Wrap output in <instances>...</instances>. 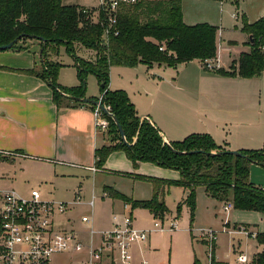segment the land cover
Wrapping results in <instances>:
<instances>
[{"label": "trees", "instance_id": "1", "mask_svg": "<svg viewBox=\"0 0 264 264\" xmlns=\"http://www.w3.org/2000/svg\"><path fill=\"white\" fill-rule=\"evenodd\" d=\"M103 24V18L95 23L90 14H83L79 7L64 5L62 0H0V45L8 44L20 35L28 37L19 38L9 50L24 51L26 48L19 45L24 40L38 43L39 69L23 72L49 85L52 102L58 109L89 107L94 110L96 106L72 98L88 99L84 96L86 75L91 73L96 77L101 96L88 100L100 101L102 106L110 107L112 116L118 121L129 144L127 146L122 142L117 126L102 112L108 120L106 134L109 145L94 151L96 168H102L113 151L121 150L133 167L142 162L179 172L177 181L139 176L153 185L151 200L132 201L104 188L107 196L121 199L130 205L131 210L146 209L156 219H163L168 209L162 198V187L180 186L188 190L184 202L193 216L196 188L202 186L212 199L227 202L230 197L229 202L234 210L256 212L264 216V190L249 181L251 164L264 167V143L258 150L238 151L246 159L217 154L227 150L216 145L208 134H190L181 141L169 142V147L164 144L157 127L140 120L124 91H111L108 88L109 69L112 66L135 68L142 64L146 67L165 65L175 68L193 60H199L202 64L216 60L218 28L208 24L185 25L182 20V0H142L134 6H124L119 10L109 35L104 34ZM242 30L250 36V52L240 54L228 72L219 68H213L211 72L244 79L263 74L264 21L252 25L244 23ZM38 37L43 41L38 40ZM60 46L75 61L78 86L71 89L57 84L61 65L50 60V55L57 54ZM80 49L89 51L92 57L89 60L78 57ZM173 150L198 153L183 155ZM179 208L178 205L177 215ZM255 239L263 248L250 264H264V233H258ZM193 264L200 263L195 259ZM210 264L227 263L216 261L213 253Z\"/></svg>", "mask_w": 264, "mask_h": 264}, {"label": "rangeland", "instance_id": "2", "mask_svg": "<svg viewBox=\"0 0 264 264\" xmlns=\"http://www.w3.org/2000/svg\"><path fill=\"white\" fill-rule=\"evenodd\" d=\"M62 3L86 9H93L97 6L96 0H62ZM182 7L185 22L191 24L184 23L185 25L208 24L218 28L216 58L220 64L219 69L225 72L230 70L232 62L238 60L240 54L250 52V36L242 30L244 23L252 25L260 20L264 21V0H183ZM19 45L26 48L21 51L25 53V58L30 57L32 60L34 58L35 66L33 68L36 70V66L40 65L38 43L34 40H24ZM57 51V54L50 55V60L61 65L56 79L57 84L65 89L78 86L74 58L65 52L63 46H60ZM77 55L85 60L92 57L91 53L85 49L78 50ZM206 63L213 66L210 61L202 64L199 60H193L175 68L162 65L153 70H146L141 65L137 69L113 66L110 69L108 88L111 91H124L138 117H156L162 113L161 111L167 103L173 102V97H175L178 101L198 104L200 108H204L203 111H200L204 118L205 114L209 112V109L205 108L208 104L204 98L205 94L214 89L213 86L219 83L218 79L229 77L211 72ZM261 76L264 77V72ZM253 83H256L257 87L253 89L255 96L248 106L249 118L260 122L259 133L264 137V81ZM225 88L227 87L222 89L225 90ZM84 96L88 99H98L101 96L98 81L91 73L87 74L85 78ZM210 113L221 118L216 112L211 111ZM142 120L147 121L146 119ZM147 123L149 122L147 121ZM226 126L225 124L221 126L225 132L228 127ZM107 129L108 127L106 130L100 129L98 137L104 135L107 138ZM29 165L32 166L19 167L18 164L14 166L9 162L0 161V189L13 190L23 196L29 195L30 191L34 189L38 190L46 200L67 203L69 209L65 213L53 215L55 230L72 229L77 237L86 243L90 240L87 233L91 227L97 228L96 230H108L112 215L119 213L123 207L121 199H110L109 196H103L104 188L117 191L132 201L151 200L154 193L153 185L148 180L138 177H136L138 179H131L125 174L122 176L113 173L127 172V169H131L133 166L121 150L113 151L106 163V168L112 172L97 174L94 179L91 175L86 177H77L80 176L78 174H66L64 177L55 176L53 169L43 164L40 166ZM259 167L264 169V167ZM163 172L175 175L176 180L180 177L176 170L165 169ZM249 181L257 187L260 185L261 188H264L261 186V184L264 185V179L260 178L258 173L249 171ZM161 194L169 212V215L167 212L163 217L165 230L151 232L149 241L146 240V243L143 242L137 247L133 256L135 261L132 260V264L142 262L146 264H193L195 259L200 264H205L208 251L206 245L199 239L200 231L203 229H211L219 233L217 248L214 251L216 261L239 264L236 258L242 254L246 255L248 264H250L258 254L260 246L256 239L230 234L225 228L229 227L231 230L243 226L251 232L264 233V220L256 218V213L236 211L232 206L225 211L223 207L231 205L230 197L227 202L211 199L205 195L202 186L196 188L193 216H191L190 208L184 202L187 194L182 187H162ZM93 197L96 199L94 207L91 209L88 203ZM178 205L180 208L177 215ZM83 216L89 217L92 225L82 223ZM133 216L136 229H151L154 221H161L160 218L156 219L149 214V211L142 208L133 209ZM168 218L177 219L178 226L175 230L166 229ZM83 256V254L75 252L56 254L51 257L49 264H79L78 261Z\"/></svg>", "mask_w": 264, "mask_h": 264}, {"label": "crops", "instance_id": "3", "mask_svg": "<svg viewBox=\"0 0 264 264\" xmlns=\"http://www.w3.org/2000/svg\"><path fill=\"white\" fill-rule=\"evenodd\" d=\"M184 16L182 7V20L185 24L191 25L189 22H185ZM24 56L25 53L22 52L0 51V161L9 162L10 165L14 166L18 164L19 167L32 166L29 164L34 166L43 164L52 168L55 176L61 175L62 177L66 174H78L80 176L77 177L91 175L94 179L97 174L111 173L112 171L106 168L110 155L102 168L98 169L94 164V151L109 145V140L104 135L98 137L100 128L96 129L94 126L93 110L89 107L58 109L52 102V91L48 84L34 75L23 72L34 69L35 66L34 58L32 60V58H25ZM210 62L214 67L216 66V69L220 68L217 58ZM140 65L146 70L161 67L158 65L151 67ZM140 65L131 69H137ZM36 67L39 69L40 65ZM262 77L250 79L222 77L218 79L217 82L219 83L213 86L214 89L207 92L204 98L208 102L205 108L209 109V112L218 113L221 118H217L209 112L203 118L200 111H203L204 108H200L198 104L178 101L175 97H173L172 103H167L161 114L152 118L144 116L140 118H147L153 126L160 130L163 140L167 142H178L190 134L197 133L208 134L216 145L222 146L227 151L258 150L264 143V137L259 133L260 122L249 118L248 106L255 96L253 89L257 87L255 86L256 83L253 82L264 81V77ZM111 82L113 83L112 79ZM224 87L227 88L224 90L222 89ZM224 124L228 126H226L227 132L221 128ZM163 170L165 169L153 164L139 162L136 167L128 168L127 172L113 173L126 175L131 179H138L136 177L143 176L177 181L175 175H169ZM249 171L258 173V176L264 179V169L258 165L251 164ZM261 186L264 187L263 184ZM182 189L188 194V190ZM102 194L107 196L105 191ZM110 199L112 198L110 197ZM125 204L123 202V207L119 213L112 215L109 229L113 225L114 216L120 220V217L126 213ZM127 205L130 208L129 204ZM130 212L135 222L133 210ZM255 216L261 218V221L264 220V216L259 213H256ZM168 219L169 222L171 218ZM227 223L230 225L229 222ZM245 226L248 227L249 225ZM225 228L229 229V227ZM150 235L151 233L148 235L147 241H149ZM83 242L86 243L84 240ZM140 244L132 248L133 256ZM216 244L214 251L217 248ZM259 246L260 252L263 246ZM77 254H83V258L85 257L84 253Z\"/></svg>", "mask_w": 264, "mask_h": 264}, {"label": "built area", "instance_id": "4", "mask_svg": "<svg viewBox=\"0 0 264 264\" xmlns=\"http://www.w3.org/2000/svg\"><path fill=\"white\" fill-rule=\"evenodd\" d=\"M96 1V8H81V12L90 14L95 23L103 18L104 34L109 35L119 10L124 6H134L142 0ZM206 65L209 70L216 68L208 63ZM104 109L111 114L109 106ZM93 113L95 128L106 130L108 120L102 115L99 107L96 106ZM142 119L150 123L147 118H140ZM94 199L93 197L88 203L91 209ZM230 207L231 205H225L223 208L227 211ZM68 209L67 203L46 200L38 190L32 189L29 195L23 196L13 190L0 189V264H49L53 255L65 252L84 253L85 257L79 264H132V248L145 242L152 231L165 230L163 219L154 221L151 229H136L131 208L125 204L124 209L127 212L120 220L116 216L113 217L111 229L96 230L91 227L87 233L90 240L84 243L73 230H55L53 215L63 214ZM81 222L92 225L91 219L86 216L81 218ZM176 228V219H171L166 229L172 231ZM227 232L253 239L258 234L243 226L228 229ZM217 238L218 232L214 230L200 231L199 239L208 251L207 264L211 263ZM236 260L239 264H248L246 255L240 254Z\"/></svg>", "mask_w": 264, "mask_h": 264}, {"label": "water", "instance_id": "5", "mask_svg": "<svg viewBox=\"0 0 264 264\" xmlns=\"http://www.w3.org/2000/svg\"><path fill=\"white\" fill-rule=\"evenodd\" d=\"M23 37H28L27 35H20L19 37H17L16 39H14L12 42L8 43V44H5V45H0V51H7L9 49H11V47L17 42V40L19 38H23ZM38 40L40 41H43L41 38H37ZM62 95H65L63 92H61ZM73 100L77 101V102H80V103H83V104H90V105H94V106H97L99 107V109L104 112L106 115H108L112 120L113 122L115 123V125L117 126V130L119 132V136L122 140V142L129 146V144L126 142L125 140V136H124V131L122 130L121 126L119 125L118 121L116 120V118H114L112 116V114H109L108 112L105 111L104 109V106L101 105V103L99 101H91V100H88V99H85V98H72ZM164 144H166L167 146L170 147V144L169 142L163 140ZM173 152L175 153H178V154H183V155H191V154H195V153H198V151H189V152H178V151H174ZM219 155L221 154H229V155H232V156H235V157H240V158H243V159H246L245 156H243L241 153H239L238 151H226V152H220V153H217Z\"/></svg>", "mask_w": 264, "mask_h": 264}]
</instances>
